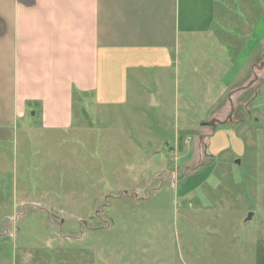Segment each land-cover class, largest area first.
Instances as JSON below:
<instances>
[{
	"label": "rangeland",
	"instance_id": "374dc122",
	"mask_svg": "<svg viewBox=\"0 0 264 264\" xmlns=\"http://www.w3.org/2000/svg\"><path fill=\"white\" fill-rule=\"evenodd\" d=\"M212 29L124 106H87L69 131L20 123L0 162V264H256L264 0H216Z\"/></svg>",
	"mask_w": 264,
	"mask_h": 264
},
{
	"label": "crops",
	"instance_id": "0c3cea01",
	"mask_svg": "<svg viewBox=\"0 0 264 264\" xmlns=\"http://www.w3.org/2000/svg\"><path fill=\"white\" fill-rule=\"evenodd\" d=\"M215 9L216 0H0V162L28 117L69 131L87 106L126 105L131 83L168 81L181 44L212 33Z\"/></svg>",
	"mask_w": 264,
	"mask_h": 264
},
{
	"label": "water",
	"instance_id": "95a60500",
	"mask_svg": "<svg viewBox=\"0 0 264 264\" xmlns=\"http://www.w3.org/2000/svg\"><path fill=\"white\" fill-rule=\"evenodd\" d=\"M217 120H212L210 123L205 124V126L212 127L214 130L217 128ZM251 219V216H249L248 220Z\"/></svg>",
	"mask_w": 264,
	"mask_h": 264
}]
</instances>
